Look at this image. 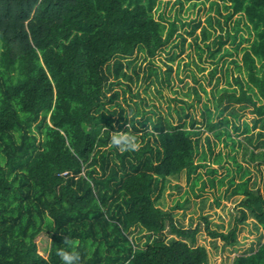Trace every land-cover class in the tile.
I'll list each match as a JSON object with an SVG mask.
<instances>
[{
    "label": "trees",
    "instance_id": "1",
    "mask_svg": "<svg viewBox=\"0 0 264 264\" xmlns=\"http://www.w3.org/2000/svg\"><path fill=\"white\" fill-rule=\"evenodd\" d=\"M160 1L0 0V264H62L56 251L66 236L79 241L82 264L207 262L206 247L195 242L198 227L177 225L172 212L160 205L170 176L184 170L190 179L205 166L200 161L205 154L197 160L201 132L194 127L196 119L187 125L183 118L188 114L181 107L175 120L158 115L135 121L113 91L122 80L139 78L137 65L130 67L137 50L151 60L173 37L174 22L166 24L161 14H154ZM173 1L180 8L208 2L224 23L236 15L234 31L243 22L252 36H240L237 42L218 18L207 16L198 36L210 57L226 42L233 51L224 48L219 57L235 55L243 41H250L241 47L240 63L231 59L238 72L231 77L234 87L211 92L213 111L204 104L200 123L212 129L211 116L227 111L236 119L248 108L252 127L263 126L264 0ZM213 22L220 32L209 43ZM199 25L198 20L188 33ZM148 69L157 76L154 69L143 71ZM230 124L239 129L235 121ZM242 124L251 143V127ZM225 129L215 132L225 136L224 144L230 137ZM116 133L135 136L137 149L114 147L110 137ZM259 145L264 140L251 148L245 145L243 153L264 157L254 151ZM228 158L231 171L227 168V177L219 180L227 178L229 195H241L240 214L228 231L208 228L223 246L237 243L236 224L248 216L264 237V194L244 178L248 171L235 182L241 169L235 154L217 153L214 163L224 166ZM209 171L216 169L210 166ZM210 184L214 186L213 178ZM136 226L147 233L143 246L130 236ZM165 231L174 236L166 237ZM40 234L47 237L44 253L38 249ZM230 264H264V241L254 251L234 256Z\"/></svg>",
    "mask_w": 264,
    "mask_h": 264
},
{
    "label": "rangeland",
    "instance_id": "2",
    "mask_svg": "<svg viewBox=\"0 0 264 264\" xmlns=\"http://www.w3.org/2000/svg\"><path fill=\"white\" fill-rule=\"evenodd\" d=\"M220 11L225 12L222 8H220ZM154 14L156 17L161 14L163 22L166 24L169 21L174 22V35L151 60L142 50H137L130 57L132 60L130 67L134 64L137 65L139 78L136 79L132 74V69L128 68V73L133 75V81L122 80L121 85L113 88V91L116 90L118 93L115 101L124 106L127 116H134L135 121H142L148 117L149 119H155L158 115L175 120L177 118L175 110H183V113L188 114L187 117L183 118L187 125H189V120L196 119L194 127L195 129L199 128L201 132L197 160L205 154L206 158L200 160L201 163H205V166H200L190 179L187 178L184 170L177 175L170 176L160 205L163 209L172 212L177 225L184 228L198 227L195 242L206 247L208 257L205 264H230L234 256L254 251L264 241V237L262 228L257 226L250 216L246 217L243 222L236 224L237 243L234 245L223 246L219 238H213L208 234V228L216 231H228L233 227L240 214L237 203L241 195H229V190H226L228 189L227 178L223 180V183H220L219 180L222 176L227 177V168L229 170L232 168V160L228 158L223 164L224 166H219V164L214 163V157L217 153L235 154L237 161L241 164L235 182L240 180L239 175L248 171L244 178L249 177V184L258 188L264 194V157L251 158L248 154L243 153L245 145L251 148L264 140V124L263 126L252 127L253 114L249 112L248 108L240 110V116L236 119H233L227 111H224L219 117L213 118L211 116L212 129H208L201 124L200 120L204 104H207L213 111L212 91L214 92L223 86L234 87L231 77L237 75L238 72L231 59L241 62V47L247 45L252 36L247 33L243 22L239 24L240 29L234 31L236 15L224 23L222 17L215 11L209 10L208 2H198L195 5L184 3L180 8L173 0H162L157 4ZM208 15L220 20L223 31L229 30L230 33H235L237 42L240 36L244 38L249 36L250 40L243 41L238 47V52L233 56L219 57L224 48L233 51V45L226 42L214 58L210 57L198 36L201 27L207 24L206 18ZM198 20L200 25L195 28L192 34H189L188 31L192 30V26ZM213 25L214 27L210 28L212 34L207 40L209 43L214 35L220 32L214 22ZM179 34L184 40L181 36H178ZM195 35L198 37L199 48L194 43L193 37ZM123 60L125 61L127 58ZM167 66H170L171 69H168ZM143 68L156 70L157 76L152 72L148 73L149 69L144 72ZM214 68L216 70L212 73ZM143 75H147L146 80H144ZM126 83L130 85V91L127 90ZM195 91L199 99H197ZM134 94H137V96H134ZM235 106L237 105L235 104ZM116 116L117 114L114 115V117ZM225 118L229 119L228 125H226ZM220 119L224 121L219 122ZM232 121L239 125V129L235 130L232 127V124H230ZM243 121H246L251 127L249 131L253 135L251 143H247L244 138L246 134L243 130ZM147 122L149 123V121ZM135 124L140 128L138 123L135 122ZM225 126L230 135L226 144L223 142L224 135L221 137L215 135L216 131L226 130ZM259 131H262V136L257 135ZM207 137L209 144L206 140ZM208 145L212 149L211 155ZM254 151L259 155H264V145L255 147ZM210 166L214 167L216 172L211 173L209 171ZM212 178L214 179V186L210 184ZM203 183L204 188L201 189ZM177 204H180V206H176ZM165 232L166 237L174 236L167 231ZM146 234L145 230L140 229L139 226L134 227L130 232L132 239L141 246L147 240ZM37 240L39 251L44 253L47 248V237L40 234Z\"/></svg>",
    "mask_w": 264,
    "mask_h": 264
},
{
    "label": "clouds",
    "instance_id": "3",
    "mask_svg": "<svg viewBox=\"0 0 264 264\" xmlns=\"http://www.w3.org/2000/svg\"><path fill=\"white\" fill-rule=\"evenodd\" d=\"M110 143L120 151L136 150L138 147L135 136L125 133L113 134L110 137ZM63 245L56 251L62 264H82L79 241L66 236Z\"/></svg>",
    "mask_w": 264,
    "mask_h": 264
}]
</instances>
